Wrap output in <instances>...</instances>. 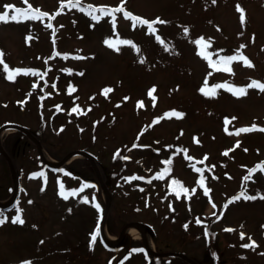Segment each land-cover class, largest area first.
<instances>
[{
  "label": "rangeland",
  "instance_id": "obj_1",
  "mask_svg": "<svg viewBox=\"0 0 264 264\" xmlns=\"http://www.w3.org/2000/svg\"><path fill=\"white\" fill-rule=\"evenodd\" d=\"M5 5H31L55 19L46 16L0 23L4 63L10 69L37 68L35 72L42 74L18 75L9 81L0 65V124L13 121L31 130L40 129L50 151L59 156L69 152L65 163H72L84 178L95 179L87 154L76 147L91 148L106 165L118 146L136 141L126 154L138 157L149 176L161 166L162 159L172 156V175L188 189V195L182 192L179 198L173 197L177 212L156 240L146 225L158 226L152 216L163 203V183L155 179L145 184L139 203L130 209H122L121 199L114 196L109 207L114 230L140 224L137 232H125L118 241L104 223L105 233L114 237L106 244L120 247L127 237L140 238L146 244L144 229L152 245L148 253L162 252L163 264H181L174 254L180 249L196 262L204 255L205 246L204 237L195 235L197 220H207L220 234L221 264L264 261V199L259 198L264 196V171L257 170L244 180L250 169L264 164V132L229 134L253 125L264 128V92L249 88L245 96L237 97L218 88L210 97L200 91L205 81L209 88L264 83V0H78L76 7L68 6L69 0H27V4L24 0H0V13ZM90 6L110 10L123 6L133 16L149 21L159 17L167 23L153 25L156 31L150 34L144 25L133 27L123 13H114L115 26L113 16L100 12L95 13L100 19L93 20L88 14ZM238 6L243 10V23ZM48 23L52 28L46 27ZM199 38L210 45L205 51L213 63L239 52L254 66L246 67L237 60L231 63L230 72L210 67L209 61L198 55L200 48L195 41ZM106 41L117 47H109ZM122 41L129 43H118ZM70 88L76 91L70 92ZM106 88L112 89L107 96L103 94ZM74 107L80 110L76 118L69 111ZM102 109L108 113L98 122L91 143L87 135ZM173 111L182 117L166 115ZM226 118L230 121L227 125ZM18 131L19 127L12 126L0 134V145L21 179V190L13 203L7 189L14 185V173L0 155V200L7 199L4 205L8 206L0 212L7 217L0 225V264H146L144 250L124 260L120 257L123 250L107 249L99 235L92 243L100 216L94 206L98 199L94 187L88 185L79 191L83 186L77 178L70 180L64 173L45 168L36 159L33 140L23 136L19 141ZM41 148L45 150L43 144ZM65 163L55 159L54 165ZM138 166L131 160L127 167L132 170ZM95 169L102 179L98 164ZM201 175L208 186H199ZM61 184L66 192L76 191L77 195L63 199L59 195ZM204 188L209 190L207 195ZM241 191L257 198L229 203ZM100 196L105 203L108 195L104 187ZM84 197L88 203L81 202ZM17 209L23 224L11 222ZM228 227H232V234L243 231V240L250 237L258 247L246 248L244 257H239L238 244L231 242L235 235L226 234L230 233Z\"/></svg>",
  "mask_w": 264,
  "mask_h": 264
},
{
  "label": "trees",
  "instance_id": "obj_2",
  "mask_svg": "<svg viewBox=\"0 0 264 264\" xmlns=\"http://www.w3.org/2000/svg\"><path fill=\"white\" fill-rule=\"evenodd\" d=\"M222 55H226L225 53H223ZM108 113L107 109H102L100 111V113L98 114V116L96 117V119L94 120L93 124L91 125L90 128V132L89 135H87V137L89 138L90 142H93V135H94V131L96 129V126L98 125V122L100 120H103V118L106 116V114ZM70 114H75L73 115V118H76L78 116V113H74L73 111H70ZM32 133L34 134V136L44 145L45 149L52 154L53 157L57 158V159H61L63 156H59L56 155L55 153H53L52 151H50V149L48 148V146H46V144L43 142V139L41 137V130L40 129H36L33 130ZM96 135V134H95ZM93 138V139H92ZM136 141H132L129 143H124L121 144L120 146H118L111 158L109 159V163L107 162L106 165L103 161H101V156H99V154H97L94 150H92L91 148L85 146V145H81L79 147H76V149L79 150H86L90 153V155L94 158V161L98 164V166H100V169L103 171L102 173V178L105 182V185L107 187V190L110 192L112 199L114 200V196L118 195L119 198L121 199V207L122 209L125 208H133L135 207L138 203L139 200L141 199V194L140 192L145 188V184H147L149 181L151 182L152 180L155 181L156 177L158 174L164 172L165 168L170 169L169 172L164 174L163 179H157L159 181H161L163 183V188H164V195L162 198L163 203L156 207L154 210V214L152 216V220L156 222V224L158 225L157 228H153V224H147L152 236L155 238L156 240V236L157 234H162L165 232V228L167 226V223L172 221L173 216L175 215V212H177V206L174 207L173 206V197L177 196L176 192L173 191V185H172V181L176 180L178 181L182 186V182L180 179H178L177 177H175L174 175H172V165L171 164H167L166 162L171 160L172 163V156L168 157L167 159H162V164L161 166L155 170L154 173H152V175L149 176L148 170H144L141 166H140V162L138 157L135 158L132 155H127L126 152L129 151L134 145H135ZM39 159V158H38ZM131 160H135L136 163H138V168L137 169H132L130 170L128 166V162H130ZM39 162L41 165L45 166V163L39 159ZM90 166L91 172L93 173L94 177H96V173L94 168ZM46 168V166H45ZM61 172L60 174L64 173V176H67L68 178H70V180H75L77 178V180L80 182V184L82 186H84L85 184L83 183V181L81 180L82 174H78L79 172L75 171L72 168V163H66L63 164L61 167ZM126 169L130 170V172L128 173V171H125ZM138 177V179H129L131 177ZM201 177H203L204 179V185H207L206 182V178L205 175H201L199 176V179H201ZM79 178V179H78ZM142 178V179H140ZM143 180H148L146 182L143 183ZM129 183H131V185H129ZM143 183V184H142ZM96 193L98 195V199H96V205H98V210L100 212V216H99V221L102 215V204H104V202L102 201V198L100 196V191L99 189H96ZM182 195V193L180 194ZM100 196V197H99ZM126 197H129L128 199H125ZM81 200V199H80ZM17 200L14 201V203ZM167 201V204L165 203ZM175 204V203H174ZM98 221V225L97 228L99 226V222ZM112 217L110 215V212L108 214L107 217V228L109 229L110 232L112 233H117L116 230H114V228L112 227ZM212 221H207V220H201V222L198 224V230L195 231V235H197L198 237H204L205 239V246H204V250L203 253L204 255L202 256L201 259H196L197 262L199 264H221V259L223 258L222 255H220V234L219 231L212 225ZM122 226V225H121ZM120 226V227H121ZM163 229V230H162ZM228 229H232V228H228ZM233 230V229H232ZM230 233H226L228 235H235L234 240L231 239V242L234 243L235 245L238 244V248L236 249L238 250L239 253V257H244L245 252L244 250L246 249L245 247H242V245L245 244H249L251 241L248 240H243L241 239V233H243L242 231H238L237 234H232V231H227ZM191 233V232H188ZM244 234V233H243ZM245 236V235H244ZM230 240V239H229ZM140 244V240H132L130 238L127 239V241L125 242L124 248L127 249L126 252L129 253L131 249L135 248L136 246H138ZM256 244V243H255ZM258 247V245H256ZM256 249V248H254ZM180 252H182V250H178ZM178 261L184 262L180 257L177 258ZM155 264H161L160 260L158 258L153 259ZM242 261H246V260H242ZM238 264V261H235ZM251 264H264V261L260 262V263H251Z\"/></svg>",
  "mask_w": 264,
  "mask_h": 264
},
{
  "label": "snow or ice",
  "instance_id": "obj_3",
  "mask_svg": "<svg viewBox=\"0 0 264 264\" xmlns=\"http://www.w3.org/2000/svg\"><path fill=\"white\" fill-rule=\"evenodd\" d=\"M24 3L27 4V0H24ZM213 3H215V0H213ZM78 4V0H77V3H72V0H69V5L70 7H76ZM61 7H64V5H62ZM91 8V6H90ZM83 10V9H81ZM237 11H239L241 13V22L243 23L244 22V15H243V10L238 6L237 7ZM96 12H100L102 15H110V16H113V25L115 26V17H114V13H123L124 15V18L125 19H129L133 22V27H135L137 24L139 25H144L147 27L148 29V32L150 34H155V31L156 29L153 27V25L155 24H164V23H167L166 21H163L161 20L159 17L156 18V20L154 21H149L147 19H142L140 17H136V16H133L131 13L129 12H126L123 8V6H120V7H117L115 9H107V8H91V10L88 12L89 15H91L92 19L93 20H99L100 17L95 15ZM60 13L57 12L56 15H59ZM48 17L49 20H52V19H55V16H49V14L47 13H44V12H41L39 9H33L31 7V5H28L27 7L25 8H17L13 5H5V11L3 13H0V23H8V22H16V23H21L25 20H42L44 17ZM46 27L48 28H52V24L51 23H48L46 25ZM185 33H187V29L185 28ZM54 34V33H53ZM31 37H26V40H30ZM157 40H160V37L157 36L156 37ZM106 43L108 44L109 47H113V48H116L117 46L114 45L112 42L110 41H106ZM118 43H124V44H127L129 43L128 41H122V42H118ZM195 43L197 44V46L200 48V51L198 52V55H201L203 58L207 59L209 61V65L210 67H213L214 69H217V70H224V71H231V68H230V65L233 61H241L243 62L244 66L246 67H253L254 65L252 64V62L247 58L245 57L242 53H239L237 55H233V56H228V57H223L221 58L220 60L216 61L215 63H213V61L211 60V56L205 51L210 45L204 40V38H199L195 41ZM244 46L241 45V48H243ZM118 50V48H117ZM138 50V49H137ZM54 55H58V54H55ZM3 56H4V53L2 51H0V65H3V71L6 73V79L9 80V81H14L16 76L18 75H29V74H32V75H42L38 72H35L33 70H28V69H10L8 67L7 64L4 63V60H3ZM143 62V61H141ZM217 65H221L222 68H217ZM70 72V70H67ZM43 75H46V73H44ZM53 88H55V84L52 85ZM35 87V85H34ZM218 88H224L225 90L227 91H230L232 92L233 95L237 96V97H241V96H245L247 94V91L249 88H255V89H258L260 90L261 92H264V83H260L259 81H252L250 84L247 85V87H232V86H229L227 84H221V85H215L211 88L207 87V81H205V86L202 87L200 89L201 93H203L204 95L206 96H210V97H214L216 95V91ZM76 91L75 88H70V92H74ZM112 91L111 88H106L103 90V94L105 96H107L108 93H110ZM155 89H153L149 95L152 94V92H154ZM127 99V98H125ZM140 107H143V104L141 103L139 105ZM57 110H59V106H57ZM73 112H79V108L78 107H74L72 109ZM168 116H175L177 118H181L182 117V113H178V112H171L169 114H166ZM232 119H235V117H233ZM155 122H158V121H154ZM228 123H230V121L226 118L225 119V125H227ZM225 130L227 131V127L225 128ZM250 131H262L264 132V128H257L255 125H253L252 127H245V128H240L238 130H236L235 133H229V134H235V135H239L240 133H245V132H250ZM136 145H134L135 147ZM237 147H239V143L236 145ZM225 155H227V153H224ZM186 159H191L190 157H187L186 156ZM206 159V157H205ZM167 164H171V160L167 161L166 162ZM202 163V161H201ZM194 167V165H193ZM196 171H199V172H202L201 169H195ZM257 170H260V171H264V164H260V165H257L256 168L254 169H250L249 170V173L247 176L244 177V180L247 181L251 178L252 174L254 172H256ZM170 169L168 168H165L164 172L158 174L156 177V179H163L164 177V174L169 172ZM43 175V174H41ZM130 180L131 179H138V177H131L129 178ZM142 179V178H140ZM150 182V181H149ZM172 185L174 186L173 187V191L176 192V195H177V198L180 197V194L183 192L185 195H188V189L184 188L178 181L176 180H173L172 182ZM198 184L200 187H204V179L203 177H201V179L198 181ZM84 187H88V185H84L80 191H83V188ZM60 192H59V195L67 200L70 196H75L77 195L76 191H68L66 192L64 189H63V185L61 184L60 185ZM43 191V188L41 189ZM195 189L192 190V192H194ZM204 191H205V194L207 195L208 193V189L207 188H204ZM245 199V200H253V199H256L257 197H254V196H248L246 195V192L245 191H241L236 197H233L232 200L229 201V203H232L234 202L235 200H239V199ZM260 199H264V196H261L259 197ZM82 203H88V198L87 197H84L82 200H81ZM29 203H31V201H29ZM95 207H99L98 205H94ZM215 207V205H213ZM225 207H227V205H225ZM7 220V217L3 216L2 213H0V225L4 224ZM11 222L13 224H23L24 223V220L21 218V215H20V210L17 209V215L12 217L11 219ZM197 223H200L199 220H197ZM187 227V226H185ZM264 227V226H262ZM226 231H232V229H226ZM100 234L99 232V228L96 230V232L92 235V243H94L96 241V237ZM241 239H244V234L241 233ZM250 241H251V238L249 237L248 238ZM242 247H245V248H255L256 247V244H255V241H251L249 244H245V245H242ZM27 264V262H26Z\"/></svg>",
  "mask_w": 264,
  "mask_h": 264
},
{
  "label": "bare ground",
  "instance_id": "obj_4",
  "mask_svg": "<svg viewBox=\"0 0 264 264\" xmlns=\"http://www.w3.org/2000/svg\"><path fill=\"white\" fill-rule=\"evenodd\" d=\"M9 127H12L11 125L7 126V127H4L2 128V130L0 131V134L2 133V131H5V130H9ZM41 153H42V156L43 158L50 164H54L55 163V159L52 158L47 152H45V150L43 148H41ZM7 199H4V200H0V204H4L6 203ZM137 229H138V226L136 224H129L125 230H124V233L127 232V233H135L137 232ZM104 231V229H103ZM104 233V237H105V240L109 243H111L112 240H114V237L112 236H108L105 231L103 232ZM144 238H145V242H146V245H147V248L149 250L152 251V245H151V242L149 240V237L146 235V233L144 232Z\"/></svg>",
  "mask_w": 264,
  "mask_h": 264
},
{
  "label": "water",
  "instance_id": "obj_5",
  "mask_svg": "<svg viewBox=\"0 0 264 264\" xmlns=\"http://www.w3.org/2000/svg\"><path fill=\"white\" fill-rule=\"evenodd\" d=\"M34 141H35L37 147L39 148V142H38L35 138H34ZM39 149H40V148H39ZM89 158H90L91 163L94 165V161H93V159H92L91 157H89ZM87 181H88V182H93L95 185H98L97 182H95V181H91V180H87ZM110 198H111L110 195H108V201H107V204H106V206H105L104 213H103V221H104L105 216H106L107 211H108ZM121 236H122V235L120 234V235H119V238H121ZM178 255L183 256V257L186 258L187 260L191 261L190 259H188L187 257H185V256L182 255V254H178ZM149 264H152V263H149Z\"/></svg>",
  "mask_w": 264,
  "mask_h": 264
},
{
  "label": "flooded vegetation",
  "instance_id": "obj_6",
  "mask_svg": "<svg viewBox=\"0 0 264 264\" xmlns=\"http://www.w3.org/2000/svg\"><path fill=\"white\" fill-rule=\"evenodd\" d=\"M0 126H1V125H0ZM21 137H22V135H19V136H18L19 141H20ZM24 143L27 144L28 142H27V141H24ZM15 151H16V150H15ZM3 158H4V157H3Z\"/></svg>",
  "mask_w": 264,
  "mask_h": 264
}]
</instances>
